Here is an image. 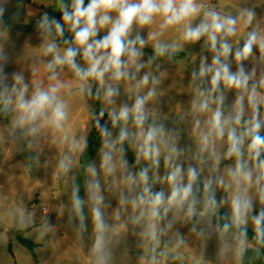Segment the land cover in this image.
<instances>
[{
    "label": "clouds",
    "instance_id": "1",
    "mask_svg": "<svg viewBox=\"0 0 264 264\" xmlns=\"http://www.w3.org/2000/svg\"><path fill=\"white\" fill-rule=\"evenodd\" d=\"M202 9L203 18L193 26V18L200 15ZM61 12L63 23L55 19L49 21L45 14L37 25L45 41L41 53L43 56H51L46 64V71L50 73L48 79L57 82L47 88L35 84L29 98L26 95L28 85L23 83L21 75H16L15 84L10 89L4 86L0 90L3 110L7 111L14 105L12 110L16 112V125L28 127L30 133H35L38 130L36 122L42 120L56 130L63 129L67 119V105L59 95L64 85L58 80L57 69L70 70L81 93L91 95L89 82H96V98L109 103L119 95V82L135 81L131 89L135 94L133 105H123L118 112L113 110L110 113L113 126L120 125V132L115 139L107 141L108 150L101 158L100 168L106 176L114 174L118 165L126 169L123 144L130 137L127 125L131 120L139 129L138 133L132 134L139 142L137 161L143 158L150 162L151 168H158L163 156L164 165L169 170L163 180L169 185L170 194L152 190L149 168L141 169L138 176L129 173L126 177L129 196L122 197L121 202L130 204L134 213L138 211L133 222L146 220L145 236L151 242H158L157 222L170 211H183L190 219L197 212L196 205L202 203L201 216L215 214L219 207L215 189L221 187L230 191L232 211L231 223L220 228L221 238L230 229L234 230L237 250L242 253L247 225L251 221L257 243L264 244V207L256 215H251L253 199L249 196L250 191L254 192L264 205V72L257 77L255 68L248 71L244 66V61L253 55L254 46H258L264 54V35L256 30L248 32L243 46L236 47L234 53L233 45L228 43V39L236 35L238 20L243 21L247 27L254 19V12L244 9L239 17L222 16L220 12L198 4L197 0H88L86 6L84 0H72L71 10L61 5ZM113 12L116 13L115 18L111 15ZM156 17L161 18V23L158 31L150 34V39L156 40L172 27L179 30L178 26L182 25L181 39L184 42L195 43L206 37L208 50L213 53L211 64L207 63V57H203L198 70L194 69L191 73L195 87L189 114L194 121L193 130L198 144L192 159L197 161L199 167L189 164L185 170L180 162L184 149L177 146V138L168 135L162 124L147 123L149 115L146 104L156 95L155 85L159 80L149 73L137 79L146 66L141 61L145 40L139 34L131 38V32L134 24L139 27L148 26ZM65 27L73 37L70 46L61 50L58 39L63 37ZM103 28L108 29L107 34L97 39ZM170 47L157 43L154 47L155 55H166ZM78 55L87 67L77 62ZM230 56L236 64L235 71H232ZM206 82L208 87H204ZM150 83L153 87L141 95V90ZM224 89L236 93L227 112L223 107ZM202 117L205 119L202 120ZM101 132L105 137L111 135L106 128L101 129ZM75 144V141H70V151L75 150ZM223 160H233L234 163L227 166L224 175H220ZM59 166L66 172L70 159L65 157ZM205 167L209 176L203 182V197L200 200L197 198L198 183ZM90 171L93 176L96 175L94 167ZM92 189L90 198L96 202L92 212L97 230L93 251L98 256L97 264H106L104 248L107 225L99 207L103 196L99 195L98 181H93ZM74 207L83 217L79 197L75 198Z\"/></svg>",
    "mask_w": 264,
    "mask_h": 264
},
{
    "label": "rangeland",
    "instance_id": "2",
    "mask_svg": "<svg viewBox=\"0 0 264 264\" xmlns=\"http://www.w3.org/2000/svg\"><path fill=\"white\" fill-rule=\"evenodd\" d=\"M48 2H52L51 8L56 12L54 19L62 18L61 5L71 10L72 0H35L34 3L25 4L23 1L0 0V90L4 86L9 89L15 84V76L21 75L23 83L28 85L27 96L30 98L34 91V85L40 84L41 87L47 88L50 84L57 81L49 80V72L46 71V64L51 60V56H43L41 53L42 45L45 43L40 30L33 28L31 22L27 19V12L35 10L37 4L43 3L48 6ZM5 3H7L5 5ZM85 6L88 0H84ZM198 4H203L205 8H209L221 13L222 16L231 15L239 17L240 12L244 9L254 12L252 23L245 27L243 21L238 20L236 25V35L228 39V43L233 45V53L236 47H242L246 39V34L256 30L264 35V0H197ZM203 11L200 15L193 18L192 25L195 26L203 18ZM114 18L116 13L111 14ZM62 23V22H60ZM161 18L156 17L151 25L139 27L133 25L131 38L137 34L145 40L142 49L143 56L141 61L145 63V68L141 70L137 79L145 73L156 77L159 83L155 85L156 95L151 98L146 109L149 115L147 123L155 122L162 124L168 135L177 138V146L184 149V155L181 156L180 162L186 170L189 164L199 167L197 161L192 156L197 151V137L193 130L194 121L189 114L190 102L194 95V84L191 80V73L194 69L198 70L201 58L207 57V63L211 64L213 53L208 50L206 45V37L195 43H186L181 39L183 26L172 27L164 31L163 35H159L156 40L150 39V34L158 31ZM107 28H103L97 35V39L107 34ZM38 31V32H36ZM53 35H55L53 33ZM73 34L65 27L63 37L58 39L61 50L70 46ZM64 41H68L66 44ZM157 43L166 44L170 47L169 52L164 56H156L154 47ZM77 62L82 67H87L86 62L77 56ZM232 71L236 70V64L230 56ZM246 70L256 69L257 77L264 72V54H262L258 46L253 47V55L244 61ZM58 80L64 87L59 93L62 100L67 105V119L64 122L62 130H56L47 126L42 120L36 122L38 130L30 133L28 127H19L16 125V112L12 107L7 110L8 120L11 125L5 129L0 128V134L4 135L12 142L11 151L5 161L4 167L0 175V252L6 246L5 243L13 241L18 245L14 238V230L20 219L26 215L23 208L30 210L32 213L39 214L43 206H49L54 198L63 199L72 208L68 211L69 221L76 225L77 222H84L89 228L93 237L96 238L97 230L93 220L92 209L96 206L95 200L90 198L93 191V181H98L100 185L99 195L103 196V202L99 205L103 213V219L107 225L105 233L106 256H110L111 252L119 250L120 256L116 262L107 259L106 264H132L125 254L129 245L122 244L118 239L127 240L126 235H116L114 230L124 220L130 210V204H122V197L129 196V187L126 183V177L129 173L138 176L143 168H149V184L152 190L170 191L168 184L164 183L163 177L165 172L169 170L164 165L163 156H161L158 168H151L150 162L140 158L137 161L138 140L132 135L138 133L139 129L135 127L133 122L129 120L127 131L130 134L128 140L123 144L124 159L127 161L126 169H121L119 165L114 174L106 176L100 168L101 158L107 151V141L115 139L120 132V125L116 128H110V137H101L99 149L89 164H75L72 159L78 155L77 144L79 138L88 137L92 128V120L100 113H112L113 110L119 111L123 105L131 107L134 103L135 94L131 90L135 81L119 82V95L112 98L111 103L106 100L96 98L97 83L90 81L92 94L87 92L81 93L78 88L77 81L73 73L64 68L62 71L57 69ZM153 87L150 83L140 92L141 95L147 92L148 88ZM204 87H208L207 82ZM235 91L224 89V110L227 112L235 100ZM102 96V92H101ZM3 106V105H2ZM215 107V105H213ZM247 115V113H246ZM205 119L202 117V120ZM147 127V124L145 125ZM264 134V133H262ZM72 135L76 136L75 150L70 151L69 143ZM67 137V139H65ZM66 145L65 149L62 148ZM117 147H120L117 145ZM74 153V154H73ZM68 157L70 166L65 172L60 168V162ZM233 160H223L220 165V175H224L227 166L232 165ZM96 169V175L93 176L90 169ZM209 176L207 167L201 174V180H205ZM204 182V181H203ZM84 189H83V187ZM215 187V186H214ZM159 189V190H157ZM139 191V189H137ZM249 196L253 199V210L251 215L264 207L256 198L254 192L250 191ZM76 197L82 201L83 217L74 211V200ZM17 198L21 200L20 206ZM83 198L88 203L85 205ZM215 199L219 207L215 214H211L204 218L218 219L221 215L231 221V194L229 190L217 187L215 189ZM202 200V198H201ZM225 201L224 203H220ZM10 204L12 208H9ZM203 205L201 203V211ZM175 211L168 214L179 216ZM182 219L198 225L200 216L191 217L190 219L184 215H180ZM217 223V221H216ZM207 222V228L212 231L215 237L220 236V228L223 226L218 223ZM247 228H252L251 221ZM112 234H115L112 236ZM236 233L229 230L223 238L235 240ZM247 240V239H246ZM250 243V240H247ZM138 249V248H135ZM152 261L157 264H176L179 256H168L166 254L157 253L151 257ZM97 261L98 259H94Z\"/></svg>",
    "mask_w": 264,
    "mask_h": 264
},
{
    "label": "crops",
    "instance_id": "3",
    "mask_svg": "<svg viewBox=\"0 0 264 264\" xmlns=\"http://www.w3.org/2000/svg\"><path fill=\"white\" fill-rule=\"evenodd\" d=\"M34 2L35 0H30L29 3L25 4ZM51 3L48 2V6L39 3L35 10L27 12V19L31 22L33 28H37L36 30H39L38 21L47 14V11L51 8ZM10 125V121L0 120L1 129H5ZM79 139L77 144L78 155L71 161L75 164H80V155L86 142L82 137ZM71 141L76 142L75 135H72ZM11 147L12 142L0 134V175ZM65 147L66 145L63 144L62 148L65 149ZM74 152L76 153V150ZM164 174H167V172ZM164 183L167 184L165 181ZM167 194H170V191ZM83 200L86 205L88 203L87 199L83 198ZM17 201L23 207L21 200L17 198ZM8 205L9 208H12L10 204ZM71 208V204L59 198L51 200L49 206H43L39 214L23 208L26 215L20 219L17 225L18 228L14 232L21 231L24 237L36 244L34 256L14 236L18 245L14 244L13 241L5 243L4 250L0 252V264H97L94 259H98V256L93 251L96 238L92 236L84 222H77L74 225L69 221L68 211ZM196 209L197 212L193 217L200 216L198 225L182 219L180 215L185 216L183 211L174 212L179 214L178 217L167 214L164 219L158 221V242H151L145 236L144 233L148 223L146 220H141L139 223L133 222V218L138 215V211L134 213L132 207L114 232L116 235H126L127 240L121 238L118 240L122 244L129 245L130 248L127 249L125 255L133 261L132 264H157L151 259L157 253L166 254L169 257L172 255L179 256L176 264L240 263L244 249L252 246L251 241L248 243L247 240L249 239L246 238L242 253L238 252L236 240L217 238L207 228V222L216 223L217 220L209 218V221H205L204 218L209 215H200L201 203ZM73 210L76 211V209ZM115 234H112V236ZM120 256L122 255L119 250L114 251V253L111 252L110 256H106V263L107 259L116 262V259ZM164 264L167 263L164 262Z\"/></svg>",
    "mask_w": 264,
    "mask_h": 264
},
{
    "label": "trees",
    "instance_id": "4",
    "mask_svg": "<svg viewBox=\"0 0 264 264\" xmlns=\"http://www.w3.org/2000/svg\"><path fill=\"white\" fill-rule=\"evenodd\" d=\"M21 1H23L24 3L30 2V0H21ZM0 120H8V113L7 111L3 110L2 104H0ZM92 124H93L92 128L89 132L88 137L86 138L84 149L80 155V164L85 166L89 164L90 161L94 158L97 150L99 149V144L101 140V136L99 134L98 127L94 119L92 120ZM198 187H199V192H197V198L201 200V198L203 197V182L201 178L199 179ZM198 206L199 203L196 205V207ZM217 223L223 226L226 223L230 224L231 221L228 220L225 216L221 215L217 219ZM14 236L19 241V243L25 246L26 248H28L29 251L34 256V249L36 247V244L33 241L24 237L21 231H15ZM246 238L251 241L252 246L244 249L242 254V260L240 263L237 264H264V244L257 243L255 239V232L252 228H247ZM9 248L11 250L10 245ZM228 264H235V263H228Z\"/></svg>",
    "mask_w": 264,
    "mask_h": 264
},
{
    "label": "water",
    "instance_id": "5",
    "mask_svg": "<svg viewBox=\"0 0 264 264\" xmlns=\"http://www.w3.org/2000/svg\"><path fill=\"white\" fill-rule=\"evenodd\" d=\"M47 16L49 18V21H51L56 16V12L53 9H49L47 11ZM94 120L98 127V131L101 137L103 136L101 129L106 128L109 130L110 128H116V126L114 127L112 124L109 113L103 112L102 115L100 113L94 117Z\"/></svg>",
    "mask_w": 264,
    "mask_h": 264
},
{
    "label": "built area",
    "instance_id": "6",
    "mask_svg": "<svg viewBox=\"0 0 264 264\" xmlns=\"http://www.w3.org/2000/svg\"><path fill=\"white\" fill-rule=\"evenodd\" d=\"M59 22H62L63 23V21H62V19L60 18V19H57Z\"/></svg>",
    "mask_w": 264,
    "mask_h": 264
}]
</instances>
